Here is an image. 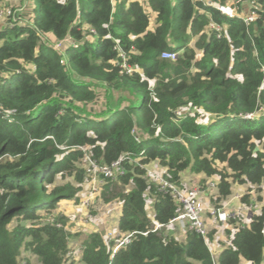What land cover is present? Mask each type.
Masks as SVG:
<instances>
[{
    "label": "trees",
    "instance_id": "16d2710c",
    "mask_svg": "<svg viewBox=\"0 0 264 264\" xmlns=\"http://www.w3.org/2000/svg\"><path fill=\"white\" fill-rule=\"evenodd\" d=\"M205 1L145 0L147 12L140 0H36L24 11L27 21L0 25V264H22L23 251L39 264H73L71 236L80 239L82 264H212L195 230L186 228L181 240L165 233L179 205L135 162H156L180 188L183 172L200 173L199 188L215 181L218 201L245 185L240 202L252 204L247 191H256L259 213L251 208L246 224L240 214L230 219L229 242L215 254L217 264H264V111L243 117L264 108V0H256L250 24L210 5L225 0ZM210 21L224 25L225 36L208 31ZM47 33L78 45L60 54L43 39ZM114 39L138 71L119 74ZM164 50L177 58H162ZM99 84L104 93L121 89L139 99L92 112L86 105ZM84 153L99 164L133 158L102 185L125 190L116 193L118 234L139 232L114 252V240L68 232L54 213L59 201L77 198L87 177ZM58 173L72 181L55 182ZM154 223L163 227L151 231ZM214 234L208 229L209 243Z\"/></svg>",
    "mask_w": 264,
    "mask_h": 264
},
{
    "label": "built area",
    "instance_id": "2783aa9c",
    "mask_svg": "<svg viewBox=\"0 0 264 264\" xmlns=\"http://www.w3.org/2000/svg\"><path fill=\"white\" fill-rule=\"evenodd\" d=\"M206 2L205 0H203ZM245 0H225V2H215L211 3L212 7L219 11L220 14L226 17H239L245 24L253 23L258 14L256 10L260 9L257 4L256 0H247L248 1V11H243L241 9V5ZM1 3V2H0ZM207 3V2H206ZM27 4H29V0H21L19 3L15 4H0V22L1 24H13L16 22H24L27 21L26 14L24 11L27 8ZM144 6L147 3H142ZM146 11L149 12V9L146 6ZM152 17V14H150ZM30 16V13H29ZM27 18V19H26ZM208 31H211L215 34L217 38H221L225 36V27L219 23L214 21H210L207 27ZM92 33H94L93 29H90ZM44 34H42L43 36ZM43 39L49 44L55 51L60 54H63L66 49L71 47H76L78 45V41L66 35L61 39H54L49 40L48 37H43ZM114 49L117 51V59L115 64L117 66V70L119 74H132L135 71H138L137 66H134L129 63L127 54L121 47L119 41L114 39ZM160 56L164 59L168 60H175L178 56L177 51L171 50H164L161 52ZM195 59L199 60L201 58V53H195ZM154 84V81L151 79L149 80V88L151 89ZM14 110H3L6 116H10ZM264 111V108L259 107L254 112L246 113L243 115L244 118L252 119L257 117ZM179 114V111H176ZM133 134L135 135V139L141 138V135L137 128L132 130ZM84 159L82 160L83 168L86 172V179L84 181V186L89 185V191L86 196H83L79 202L80 207H86L93 201L95 195H98L101 191L102 185L106 182L107 179H115L117 175L122 174L124 171L123 161L125 160H132L131 153H126L121 155L118 159L113 160L109 164H99L94 159H92L87 153H84ZM136 164L144 167L145 172L144 176L152 183H154L157 188L163 192L170 193L175 201L179 205L178 214L170 220V223L166 228L176 226L178 227L183 233L185 232L186 228H190L195 230L199 233L205 240L210 253L212 264H217L216 262V255L213 253L212 248L207 241V224L205 222L204 216L205 213L210 215L215 222H219V225L225 227L226 223H230V219H234L237 214L241 215V212L236 210V212L229 210L228 208L224 207L225 204L219 203L220 206H210L209 208L205 207L203 201L201 200L200 192L204 191V189H200L197 186L180 188L176 186L174 183L170 182L164 175V168L158 165L156 162L148 164V165H141L140 162H135ZM98 185V186H97ZM216 183L215 181H209L207 184L206 189H215ZM200 189V190H199ZM239 192V191H238ZM251 192V191H250ZM263 193V192H262ZM242 194H236L235 198L239 200ZM147 200V209H148V201ZM243 205H247L242 203ZM252 208V204H249V207L245 209V212L251 217L252 212L250 209ZM259 208V207H255ZM254 209V208H253ZM254 211V210H253ZM255 212V211H254ZM240 219V218H239ZM91 222V221H90ZM57 226H61L60 223H56ZM88 227V226H86ZM163 225L160 223H154L153 228L151 231H155L159 228H162ZM84 225H80L77 227V231H84ZM148 231L140 232L142 234H147ZM262 232L264 234V222L262 227ZM138 231H131L125 233L123 235H119L116 231V235L109 237L108 240H114V245L112 247V251L114 252L118 247L130 242ZM107 240V237L105 238ZM74 251H69L67 254L68 256H72ZM238 264H247L246 261H241Z\"/></svg>",
    "mask_w": 264,
    "mask_h": 264
},
{
    "label": "rangeland",
    "instance_id": "374dc122",
    "mask_svg": "<svg viewBox=\"0 0 264 264\" xmlns=\"http://www.w3.org/2000/svg\"><path fill=\"white\" fill-rule=\"evenodd\" d=\"M0 2L2 4H15L16 0H0ZM0 3V4H1ZM17 3H19L17 1ZM29 4L34 5L35 8L37 6L36 4V0H29ZM2 23V22H0ZM173 45V44H171ZM101 95V97H100ZM97 94V100H100V104L99 102H95L96 104H98L97 106L94 107H87L90 108V110H102L103 109V105L105 107H108V102H107V96L106 93H101V94ZM128 95V94H127ZM129 96H133L132 94L129 93ZM136 99H139V96H133ZM129 98V97H128ZM130 99V98H129ZM128 99V100H129ZM133 101L132 103L136 102ZM105 101V103H104ZM104 103V104H103ZM128 103V101H127ZM94 105V104H92ZM100 106V107H99ZM207 119V118H205ZM83 166V164H82ZM184 177V184L187 187H194V186H198L199 184V177H196L194 175V173L191 172H184L183 173ZM66 180H71L70 176H67L65 178H63L61 176V174L58 173V175H56V181L55 182H64ZM195 182V183H194ZM98 186V185H97ZM80 190L77 193V198L74 199H63L61 201L58 202L57 204V208L54 210V213L57 214H62L65 218V222H64V229L68 232L71 233H75L77 231V227H79L80 225H84L85 230L81 231V232H86V231H96L98 233H101L103 235H105L107 237V240L109 237L113 236L114 234L116 235V229L114 230L115 224L114 222L116 221V218L118 217V214H120L121 211V201L120 199H117L116 197V193L117 192H124V188L121 187L119 184L117 183H112L110 188L108 190H102L99 192L98 195H95L94 199L92 202H90V204L86 207H80L79 202L81 200V198L83 196H86L88 191H89V185L88 186H84V182L80 184ZM240 188V189H239ZM200 190V189H199ZM247 187L245 185L243 186H236L233 188L232 193L230 195H228L227 197H225L224 200L222 201H218L216 200V196H217V185L215 187V189H206L205 188V195L208 198V202H205V205H208V207L210 206H220L219 203L225 204L224 207L228 208L231 211L236 212V210L241 212V217H240V221L243 224L248 223L250 217L249 215L245 212V209L249 207L248 205H243L242 206V202H240L241 204H239L237 201V199L235 198L236 194H244L246 193ZM239 191V192H238ZM251 191V192H250ZM247 191L249 193H251V197L250 198V203H252V208H254L255 213H259V208H255V207H259V202L256 200V196H257V192L256 191ZM260 194V192H258ZM241 199V198H240ZM239 199V200H240ZM204 201V199H203ZM151 203L150 200L148 201V212H151ZM117 208V209H116ZM149 212V213H150ZM209 216V214H206ZM239 216V214H237ZM103 216V218H107V220L102 221L101 222V217ZM91 221V222H90ZM212 224H216L218 225V235H219V239L221 237H223L224 239H226L227 243L229 242V238L227 233L225 232V228H232V224L231 223H226L225 227L219 225V222H214ZM89 227H86L88 226ZM233 229V228H232ZM226 234V238L224 236V232ZM78 237V236H77ZM77 237L75 236H71L70 238H72V242L70 243V250L75 249V253L71 256L72 258H75L77 260H74L75 264H81V262H79V258H80V254L78 249V245L75 244V242H78L79 239H76ZM220 240L223 241V239L221 238ZM75 245V248H74ZM25 260L28 261V264H38L39 260L38 258L33 255V253L29 252V251H23L21 254V261L22 264H25Z\"/></svg>",
    "mask_w": 264,
    "mask_h": 264
},
{
    "label": "crops",
    "instance_id": "0c3cea01",
    "mask_svg": "<svg viewBox=\"0 0 264 264\" xmlns=\"http://www.w3.org/2000/svg\"><path fill=\"white\" fill-rule=\"evenodd\" d=\"M17 1L18 2H20L21 0H16V2L15 3H17ZM141 1V3H144L145 2V0H140ZM33 6V5H32ZM31 8V4H27V9H30ZM241 9L243 10V11H248V1L247 0H245L244 2H243V4L241 5ZM154 19V16H152L151 17V19H150V22H151V27L154 25V24H152V21H154L153 20ZM0 25H1V23H0ZM47 37L49 38V40H54V39H56V37L52 34V33H47ZM92 38L93 37H90L89 39H91L92 40ZM196 40V36L195 37H193L192 39H191V41L189 42V45L190 46H193L194 45V41ZM197 52H200V51H197ZM201 53V52H200ZM201 55H202V53H201ZM93 87L95 88V91H96V98H95V100L93 101V103H89V104H87L86 106L87 107H94V106H97L98 107V104H96L95 102H99L100 103V100L98 101L97 99V94H101V93H103L104 94V91H103V86L102 85H98V87L96 86V85H93ZM108 92H107V90H106V96H107V102H108V107H105L104 105H103V109L102 110H109V109H113V108H116V107H124V106H127L129 103H131V102H133L134 101V97L133 96H129V92H127V91H125V90H121V89H111V91L107 94ZM128 94V95H127ZM100 97H101V95H100ZM130 99H129V98ZM102 98V97H101ZM129 99V100H128ZM127 101H128V103H127ZM104 103H105V101H104ZM103 103V104H104ZM92 104H94V105H92ZM100 104H102V103H100ZM100 107V106H99ZM90 109V108H89ZM91 111L92 112H94V111H100L99 109L98 110H92L91 109ZM184 173V172H183ZM182 173V177H184L183 174ZM194 175L196 176V177H199L200 179H202V177H203V175L202 174H195L194 173ZM183 182H184V179H183ZM195 183V182H194ZM186 184V183H185ZM240 189V188H239ZM205 193V191H202V192H200V198H201V200L203 201V199H204V201H203V204H204V206L205 207H207V208H209L208 207V205H205V202L207 203L209 200H208V198L206 197V195L204 194ZM239 204H241L240 203V200H238L237 201ZM117 209V208H116ZM150 212V211H149ZM148 212V214L149 215H152V213L150 212L149 213ZM207 214V212L205 213V216H204V219H205V222H206V224H207V227H208V229H215V234H214V239H213V241H211L210 243H209V245H210V247L212 248V250H213V253L215 254V253H218V251H220L219 249L220 248H222L225 244H227V241H226V239H224L223 237H221L222 239H223V241L222 240H220L219 239V235H218V225H216V224H212L213 223V221H214V219H212V217H210V215L208 216V215H206ZM118 217H119V214H118ZM118 217L116 218V221L114 222V224H115V227H114V230L116 229V231H117V227H116V223H117V220H118ZM105 220H107V218H103V216L101 217V222L102 221H105ZM215 222V221H214ZM88 227H89V225H88ZM77 232V231H76ZM170 232V234L171 235H173L174 237H176V238H178L179 240H181V239H183V237H184V233L178 228V227H176L175 225L174 226H172V227H168V228H166L165 229V233H169ZM223 232H224V230H223ZM226 232V231H225ZM225 232H224V236H225V238L227 237L226 236V234H225ZM103 235V234H102ZM103 237L104 238H106V236L105 235H103ZM76 239H79L78 237L76 238ZM72 242V238H70L69 239V244ZM75 244H77L78 245V251H79V254L81 255V246H80V239L78 240V242H75ZM74 248H75V245H74ZM73 251H74V253H75V249H72ZM72 250H70V251H72ZM34 255V254H33ZM216 255V254H215ZM74 260H77L76 259V257L75 258H73ZM79 262H81V261H79ZM38 264H39V262H38ZM73 264H75V263H73ZM82 264V263H81Z\"/></svg>",
    "mask_w": 264,
    "mask_h": 264
}]
</instances>
